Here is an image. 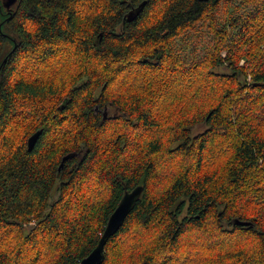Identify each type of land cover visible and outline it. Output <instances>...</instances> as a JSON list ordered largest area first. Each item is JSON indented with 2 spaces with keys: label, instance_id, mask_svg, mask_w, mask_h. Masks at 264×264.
Returning <instances> with one entry per match:
<instances>
[{
  "label": "trees",
  "instance_id": "obj_1",
  "mask_svg": "<svg viewBox=\"0 0 264 264\" xmlns=\"http://www.w3.org/2000/svg\"><path fill=\"white\" fill-rule=\"evenodd\" d=\"M223 1L0 0V264H78L138 184L100 264H264V0Z\"/></svg>",
  "mask_w": 264,
  "mask_h": 264
},
{
  "label": "water",
  "instance_id": "obj_2",
  "mask_svg": "<svg viewBox=\"0 0 264 264\" xmlns=\"http://www.w3.org/2000/svg\"><path fill=\"white\" fill-rule=\"evenodd\" d=\"M16 0H1V4L6 8L9 9L10 6ZM144 1L140 2L137 6L131 8L127 12V18L132 19L137 12L140 10L141 6L143 5ZM108 115L107 106L103 109V118ZM40 134V130H36L31 133L27 139V148L31 149ZM69 156L68 154L64 155L63 160ZM143 190V185L138 184L132 187L131 189H126L122 196L120 197L118 203L114 207V209L109 214L104 229L95 244V246L83 256L78 264H100L104 259V245L107 241L108 237L115 233L121 224L124 222L126 216L132 210L133 205L140 197ZM237 223H248L247 220H239L235 219Z\"/></svg>",
  "mask_w": 264,
  "mask_h": 264
},
{
  "label": "rangeland",
  "instance_id": "obj_3",
  "mask_svg": "<svg viewBox=\"0 0 264 264\" xmlns=\"http://www.w3.org/2000/svg\"><path fill=\"white\" fill-rule=\"evenodd\" d=\"M237 6V1L236 0H224L220 6V12H219V16H220V20H218V24L219 25H223L225 24L226 27H228V17L231 13L235 12ZM223 13V14H222ZM212 40H213V34H212V30L207 26L205 27L200 26L199 29L196 30L195 35L192 37L191 42H187L186 47L183 48V50L191 53L192 50L194 51V53H197V51H201V52H210L212 51ZM65 49V48H63ZM62 49V51H63ZM67 52V51H66ZM224 54V51L222 52ZM243 61V59L240 60V63ZM30 62V60L28 61ZM30 64H32V62H30ZM231 67H229V65L227 63L225 64H218L215 67L216 71H220L222 72H230L231 71ZM178 81H182V79H179ZM206 127L204 122H200L197 123L195 125H192L190 127L191 129V134H196L200 131H202L204 128ZM57 196V191L54 188L52 190V198H56ZM224 223H226V221H224ZM30 224L26 225L25 227H29ZM193 238V237H192ZM204 239L208 240L209 242H216L217 237L216 236H211V235H206L204 237ZM220 243V242H218Z\"/></svg>",
  "mask_w": 264,
  "mask_h": 264
},
{
  "label": "flooded vegetation",
  "instance_id": "obj_4",
  "mask_svg": "<svg viewBox=\"0 0 264 264\" xmlns=\"http://www.w3.org/2000/svg\"><path fill=\"white\" fill-rule=\"evenodd\" d=\"M107 111H108V113H110V112H112L113 110H112V108H111L110 106H107Z\"/></svg>",
  "mask_w": 264,
  "mask_h": 264
}]
</instances>
